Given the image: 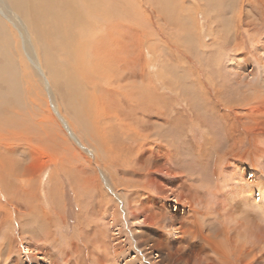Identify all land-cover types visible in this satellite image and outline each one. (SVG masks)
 <instances>
[{
    "label": "rangeland",
    "instance_id": "obj_1",
    "mask_svg": "<svg viewBox=\"0 0 264 264\" xmlns=\"http://www.w3.org/2000/svg\"><path fill=\"white\" fill-rule=\"evenodd\" d=\"M117 1H103L111 23L81 3L89 28H66L82 54L121 24L128 92L45 53L0 0L14 71L0 80V264H264V0H125L133 21ZM51 61L79 87L74 121Z\"/></svg>",
    "mask_w": 264,
    "mask_h": 264
},
{
    "label": "bare ground",
    "instance_id": "obj_2",
    "mask_svg": "<svg viewBox=\"0 0 264 264\" xmlns=\"http://www.w3.org/2000/svg\"><path fill=\"white\" fill-rule=\"evenodd\" d=\"M8 1L13 8L15 7L16 10H18L19 12L22 13V15L24 16V18L27 21V24L31 27V30L35 36V39H36L38 45L44 50V52L48 53L50 51L51 53H49V54L52 55V51H54L53 49H55V52L60 51L59 53H64L63 57L66 58V60L68 58V61L70 63L66 62V61L65 62H66V64L69 63L70 67H71V65H70L71 62L81 61V65L83 66L84 70L87 71L89 74H92V76H93V77L89 78V80H90V81H88L89 83L95 85V83L98 82V80L102 81V82L113 80L112 82L114 84H118V86H121V85L123 86L124 83L129 84L125 90L127 92L129 89L135 88L136 86H138V85H136V82H135L136 80L134 79L135 76L133 75L135 73H132L133 65L130 62V59H128L126 57V55L122 52V48L126 47V44L124 46V44H122V41H120L121 36L119 37L120 31H118L119 30L118 26H120L121 24H118V21H116V23L113 24V28L111 26H108V28L111 27L108 38H106V36H105L106 39H103L104 37L103 38H94V37L90 36L89 37L90 40L88 42L90 44L89 45L87 44L86 48L84 47L85 50L83 51L82 54L80 51H78V41L74 45H73V42H71L72 40L74 41V37H77V36H79V33H82V31H83L82 29H84V28L88 29L89 28V26L88 27L81 26V23L83 21V17L85 15H88L89 18L94 17V21L95 20H99V21H107L108 20L110 22V20L107 17V13L105 11L106 9L104 8L105 3L103 1H105V0H84V1L83 0H8ZM124 1L125 0H118L116 3L115 2H113V3L118 4V5L120 4L121 7H118V8L121 9L123 7L122 15L124 14L126 18H130L131 20L130 19L129 20L133 21V16H130V14H129L132 12H129V9L125 5ZM98 2H100V3L98 4ZM81 3H84L83 5L86 9L85 10L83 8L84 11H86L85 14L84 13L82 14L83 17L82 16L79 17L81 12L79 13V7L78 6L82 5ZM64 5L68 6L65 8L67 10L66 11L64 10L65 12L63 11V13H61L60 9L61 8L63 9ZM131 5L132 4H130L129 6H131ZM119 9H117V10H119ZM80 10H82V8ZM108 12H110V11H108ZM230 13H231V8H230ZM120 17H122V16H120ZM126 18H124V19H126ZM71 22H73L72 28H75V29H72V31H71V33L74 35V37H73V39L71 38L72 40L70 41V37H69L70 32L68 34V28L69 27L66 28V25L68 23L70 24ZM90 22H91V20H89V24H90ZM128 23H130V22H128ZM130 24H132V22ZM1 26L2 25L0 24V80H1V78H3V80H5V77L6 76L8 77V75L14 74V71H13V68L10 67L11 66V63H10L11 58L7 54L8 50L6 49V47H8V43H9L10 39L9 38L7 40L4 39V34H3L4 30L3 31L1 30ZM127 27L128 26H126V28ZM132 27H134V26H132ZM76 28L78 30H76ZM128 28H130V27H128ZM135 28H133V31L132 30H130V31L138 34L136 32L137 30L135 31ZM106 29H105V31L107 32ZM61 31H63V33H62V34H64L63 36H61ZM102 31H104V30H102ZM90 32L92 33L91 29H90ZM132 32H131V35H132ZM5 33H6V31H5ZM125 33H126L125 35L128 36L127 30ZM72 34H70V35H72ZM85 34H86V32H85ZM6 35H8V34L6 33ZM6 35H5V37H7ZM46 36L47 37L49 36V38L54 37L51 48L45 42V40L47 38ZM96 37H98V36H96ZM128 38H130V37H128ZM131 38H132V36H131ZM79 42L83 45V42H81V41H79ZM131 44L135 45L134 43H130V45ZM133 45L131 46V48H133ZM128 54H131V53L129 52ZM54 55H56L55 56V62H57V63L61 62L62 63V61L60 60L61 58L59 57L60 55L58 56L60 58L59 60H57V54H53V56ZM61 56H62V54H61ZM46 58H47V55H46ZM48 58H49V56H48ZM49 61H50V58H49ZM55 62H53V61L49 62L47 64V66L49 67V72L53 76L54 86H56L57 91L60 93V95L62 97L64 96L68 100L67 114H68L69 118L72 121H74V117H77V115L80 111V108H81L79 102L75 103L77 96H78V88L79 87L77 88L74 86L77 89H73V87H71L69 90L68 89L66 90L67 93L65 92V86L70 87V85L72 84V81L70 79L73 75L72 74L68 75L66 73L68 71L65 69V65H64L65 62H63V64H55ZM69 66L68 67L66 66V67L70 68ZM72 67L75 68V65ZM136 67H137V65L135 66V68ZM49 72H48V74H50ZM73 74H75V73H73ZM74 77H75V75H74ZM72 79H73V77H72ZM76 82H77V79H76ZM142 83H143V81H142ZM6 84L9 86L8 82H5V85ZM16 85H14V83H12V81H11L10 88L8 91L9 94L7 93L8 95H10V93H11V96L15 95L12 93V91L14 92ZM131 85H133V86H131ZM139 85H141V84H139ZM95 87H96V85H95ZM138 88H139V90H144L145 91L144 94L146 96L149 95L148 90H150L151 87L148 86L145 88V86L142 85ZM92 91H93V94L92 95L88 94V96L91 95L90 98H92V97H94V94H95L96 101H95V99H94L95 102H93V99L89 100L87 102L88 107L90 105L93 106L92 103H95V105L93 106V107H95L98 103V95H97L96 91H94V90H92ZM62 92H63V95H62ZM116 94L120 95L121 93L117 92ZM132 94H135V93H132ZM132 94L131 93H123L121 98L124 97L126 100V99L130 98ZM66 98L63 100L64 103H66ZM133 101H134V99H133ZM137 101H138V99H137ZM137 101H136V103H137ZM132 103H134V102H132ZM87 105L85 107H83V109L86 112L84 114L87 118H90L89 109L87 108ZM129 105L127 104V106H129ZM133 111H135V110H133ZM93 113H94V115H93L94 119L100 118V115H99V113H97L96 110H93ZM135 113H137V111ZM128 120H129V118H128ZM144 124H145V128L148 127L146 123H144ZM125 128H127V127H125ZM71 135H72V133H71ZM165 162L168 165V162L167 161H165ZM249 174L252 176L253 172L250 171Z\"/></svg>",
    "mask_w": 264,
    "mask_h": 264
}]
</instances>
